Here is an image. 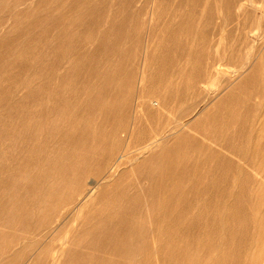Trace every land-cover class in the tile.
Masks as SVG:
<instances>
[{
	"label": "rangeland",
	"instance_id": "374dc122",
	"mask_svg": "<svg viewBox=\"0 0 264 264\" xmlns=\"http://www.w3.org/2000/svg\"><path fill=\"white\" fill-rule=\"evenodd\" d=\"M0 264H264V0H0Z\"/></svg>",
	"mask_w": 264,
	"mask_h": 264
},
{
	"label": "bare ground",
	"instance_id": "6f19581e",
	"mask_svg": "<svg viewBox=\"0 0 264 264\" xmlns=\"http://www.w3.org/2000/svg\"><path fill=\"white\" fill-rule=\"evenodd\" d=\"M204 6H205V4H204ZM248 8V7H247ZM219 11V10H218ZM259 24V23H258ZM262 35V34H261ZM254 43V42H253ZM163 44V43H162ZM170 45V44H169ZM161 46V45H160ZM182 56V55H181ZM188 61V60H187ZM190 64V63H189ZM192 65V64H191ZM215 66V65H214ZM215 67H217V66H215ZM218 68V67H217ZM216 69V68H215ZM246 69V68H245ZM219 70V69H218ZM231 71V70H230ZM240 71V70H239ZM253 71V70H252ZM257 71V70H256ZM168 72V71H167ZM216 72H217V69H216ZM219 72H220V70H219ZM237 72V71H236ZM236 72H234L235 74H238V72L236 73ZM244 72H246V71H244ZM241 74H243V72L241 73ZM207 75V74H206ZM239 75H240V73H239ZM252 75V74H251ZM238 76V75H237ZM236 76V77H237ZM241 77H243L242 75H240ZM245 76V75H244ZM240 78V77H239ZM257 80H259V79H257ZM225 84H227L226 82H225ZM224 84V85H225ZM245 84V83H244ZM228 87V86H227ZM246 93V92H245ZM209 97H210V95H209ZM224 99L222 98V101H223ZM243 100V99H242ZM245 100V99H244ZM248 100V99H247ZM227 101H228V97H227ZM246 101V100H245ZM249 101V100H248ZM259 101V100H258ZM229 102V101H228ZM256 102V101H255ZM223 103L224 102H222V105H223ZM247 103V102H246ZM228 104V103H227ZM256 107V106H255ZM254 107V108H255ZM256 109V108H255ZM204 114V113H203ZM216 114V113H215ZM214 114V115H215ZM211 115V114H210ZM210 115H209V117H210ZM213 115V116H214ZM205 116V115H204ZM206 117V116H205ZM216 117V116H215ZM215 117H214V119H215ZM195 118H196V116H195ZM203 118V117H202ZM201 119V118H200ZM202 120V119H201ZM206 123V122H205ZM212 123H213V121H212ZM191 124V123H190ZM196 126H198V122H196ZM205 125V124H204ZM230 126V125H229ZM210 127V126H209ZM226 127V126H225ZM194 128H195V126H194ZM198 128H199V126H198ZM197 128V129H198ZM202 128H203V125H202ZM231 128V127H230ZM210 129V128H209ZM180 130V129H179ZM179 130H178V132H179ZM216 131V130H215ZM181 134H182V136H191V135H193V136H195V131L193 130V128L192 127H189V126H187V127H184L181 131ZM197 134V133H196ZM198 136V135H197ZM197 136H195L196 138H198ZM219 138V137H218ZM199 139V138H198ZM201 139L202 140H205V137H201ZM164 141V140H163ZM162 141V142H163ZM210 141H211V139H210ZM194 142H196V141H194ZM210 144V143H209ZM208 144V145H209ZM212 145V144H211ZM229 145V144H228ZM158 147H161L160 146V144H159V142H152L151 144H149V145H147V146H145V147H143V148H141V151L137 154V155H135V156H133V157H131V156H129V155H125V157H124V155L123 156H118V158H116V160H115V163L118 161V164L116 165V167H114V169L105 177V179H104V183H110V182H112L114 179H116V176H117V171H118V168H119V165L121 164V162L123 161V158H125L126 159V161L125 162H127V163H129V164H131V165H133L134 163H136V162H139V160H141L142 158H144L146 155H148L150 152H152L154 149H156V148H158ZM166 147V146H165ZM196 148V147H195ZM199 148V147H198ZM175 149V148H174ZM203 149V148H202ZM209 150H210V148H209ZM208 150V151H209ZM219 151V150H218ZM221 152V151H220ZM224 153V152H223ZM122 155V154H121ZM227 155V154H226ZM233 159V158H232ZM160 161V160H159ZM115 163H113V166L115 165ZM113 166H111V167H113ZM160 166V165H159ZM189 166V165H188ZM187 167V166H186ZM134 168V167H133ZM183 168V167H182ZM188 168V167H187ZM111 168H109V170H110ZM108 170V171H109ZM187 170V169H186ZM234 174V173H233ZM94 187H96V185L94 186ZM99 189V187H96L95 188V191H97ZM83 194L84 195H82L83 196V199L84 198H86L87 197V199H86V202H88L89 200H91L92 198H93V196H94V191L93 190H91V189H87V190H85L84 192H83ZM80 196V195H79ZM69 206V205H68ZM156 206H158V205H156ZM223 207V206H222ZM250 209V208H249ZM158 210V209H157ZM151 212V211H150ZM226 212V211H225ZM149 213V212H148ZM141 216V215H140ZM186 220V219H185ZM187 221H188V219H187ZM186 221V222H187ZM154 222V221H153ZM174 223V222H173ZM176 223V222H175ZM179 233V232H178ZM178 233H176V234H178ZM162 239V238H161ZM154 240V239H153ZM159 248V247H158ZM157 248V249H158ZM6 249V248H5Z\"/></svg>",
	"mask_w": 264,
	"mask_h": 264
}]
</instances>
